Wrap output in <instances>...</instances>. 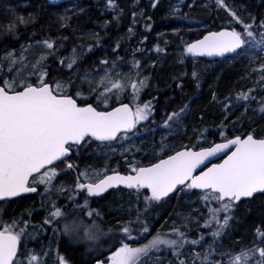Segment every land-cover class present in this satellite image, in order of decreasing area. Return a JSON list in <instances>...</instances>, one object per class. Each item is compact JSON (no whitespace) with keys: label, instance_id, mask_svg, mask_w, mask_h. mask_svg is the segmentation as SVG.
Listing matches in <instances>:
<instances>
[{"label":"snow or ice","instance_id":"1","mask_svg":"<svg viewBox=\"0 0 264 264\" xmlns=\"http://www.w3.org/2000/svg\"><path fill=\"white\" fill-rule=\"evenodd\" d=\"M215 3L228 12L231 22L239 25L240 30L209 31L202 39L187 43L184 52L192 57L232 53L244 55L252 61L261 60L258 68L253 69L258 74L254 87L237 92V103H233L231 95L220 101L215 93L213 101L226 112L242 107L246 114L250 103L256 101L254 93L259 89L261 98L257 102L259 111L264 113V18L259 23L255 16L245 21L225 0H215ZM157 4L158 0H152L153 8ZM105 7L116 13L113 19L118 20L123 13L116 0H106ZM136 16L137 13L133 11V24L136 23ZM19 19L21 24L27 23L23 17ZM15 27V24H11L9 30ZM145 27L151 29L150 24ZM133 31L132 27L128 28L129 34ZM93 35L97 36L98 45L99 34ZM36 44H43L48 51L40 53L35 61H29L26 55L33 48L31 44L22 46L19 54L15 49H10L0 55V202L10 203L13 198L22 197V194L37 193L39 186L43 185L44 194L50 196L53 192H68L70 200L74 199L73 189L75 194L86 193L84 205H77L83 210L89 208L87 197L100 196L109 189L117 192L126 189L137 203L143 199L144 212L137 208L133 219L130 206L129 219L117 220L115 232L109 228L108 233L112 234L110 238L113 241L110 254L103 260L98 256L96 264H149V261L151 264H164V259L152 256L161 251H170V256L165 257L167 264H264V227L255 230L258 242L251 247L233 252L224 250L223 244L239 206L258 197L264 198V136H257L255 131L229 136L222 125L219 131L222 142L213 141L207 147L199 146L198 151L195 145L173 151L167 146V137L162 136L158 149L153 147L155 159L147 165L133 160L129 162V171L124 174L116 169L108 174L107 166L103 170H94V174L87 169L80 170L73 162V153L79 155L81 149L92 142L111 148L113 142L128 141L139 134L141 128L146 127L143 122L151 119V123L155 124L153 103L139 102L141 90L147 87V78L139 79L140 64L134 61L137 79H130L128 84L135 103L123 102L128 84L121 79H113L115 61L112 68H108V60H100L105 67L102 69L103 75L95 83L93 74L89 72L76 79L71 75L79 59L74 48L71 57L60 59L61 66L68 70L67 78L50 80L46 61L49 55H57L55 43L45 39ZM92 48L93 45L88 46L89 51ZM155 51L162 49L156 46ZM116 75L119 77L120 73ZM191 75L199 87V73L195 66ZM248 78H251V74ZM85 84L88 94H85ZM176 87L180 88L181 85L177 84ZM113 96L116 99L114 105L109 103ZM187 109L188 105L185 104L171 112L166 111L159 127L171 132L173 125L183 123ZM238 122L242 121L238 119L233 122L234 126ZM221 153L224 154L222 162L212 163L210 167L205 163ZM70 172L76 173L75 182L72 186H66L62 177ZM58 180L61 182L57 183ZM179 193L197 196L200 205L207 209L200 227L210 231L189 238L190 222L196 219L192 213H200V207L193 201L191 211L177 212L178 219L173 220L168 231L157 230L151 234L147 210L154 203L167 202L173 194ZM184 196H178V199ZM49 203L51 208L42 225H52L54 221L59 223L65 216L54 200H49ZM3 212L4 208L0 206V264H47L39 254L22 245V239L28 235L29 221L23 217L6 221ZM28 214L31 215V210ZM86 214L90 219L94 216L103 219L98 211L89 210ZM196 222L199 223V220L196 219ZM134 230H138L137 236L133 235ZM63 231L65 235H71L78 234L80 229L75 223H65ZM83 234L86 239L94 241L103 233L93 220L90 227L83 229ZM150 234L151 239L147 243L137 247L128 243L129 240L135 241ZM205 235L211 239L205 241ZM48 254L43 253L44 256ZM57 260L58 264H68L59 253Z\"/></svg>","mask_w":264,"mask_h":264},{"label":"trees","instance_id":"2","mask_svg":"<svg viewBox=\"0 0 264 264\" xmlns=\"http://www.w3.org/2000/svg\"><path fill=\"white\" fill-rule=\"evenodd\" d=\"M116 2L123 9L118 20L113 19L115 12L106 9V0L73 1L56 6L48 5L43 0H0V54L44 39H51L58 46L64 44L65 49L69 50L78 37H85L86 41L96 39L97 42V36L93 34L98 33L99 44L95 43L93 49L86 53L85 58L79 62V67L85 72H98L102 65L95 69L94 67L99 65V58L107 57L108 63L113 64V61L118 65L124 63L127 68L131 66V71L135 73L137 69L133 67V62L139 61V68L142 70L139 79L147 78V87L141 90L139 102L151 100L155 106L153 113L155 124L150 123L146 128L147 131L157 128L154 137L160 133L158 125L162 123L165 112L179 109L185 104L190 106L185 135L174 136L169 139L171 141L169 143L186 144V137L191 133L198 135L201 130H207L211 136L208 143L202 145L207 147L213 141L218 143V138L213 136L217 130H221L222 125L230 129L229 136L246 135L253 131L257 136H264V114H248V112L244 114L245 112L238 108L234 115H229L225 119L226 110L213 101V93L220 101H223L229 95L234 98L237 92L254 87L258 74L253 72V69L258 68L261 60L252 61L244 55L243 57L232 55L227 64L214 67L225 58L213 62L196 58L202 62L201 65L195 66V70L199 73V87L193 81L191 75L194 68L193 58L184 54L186 44L209 31L222 28L240 30V26L231 22L228 12L219 8L215 0H158L156 8L151 6L152 0H116ZM225 2L245 21L255 16L259 23V20L264 18V0H225ZM133 11L137 13L135 24L132 18ZM21 17L27 23L21 24L19 19ZM61 17L65 19L62 20ZM11 24H15L16 27L10 31ZM148 24L151 25L150 30L145 27ZM129 27L134 29L132 34L128 33ZM117 43H119L118 48ZM156 46H159L162 51H155ZM207 65L209 68L205 67ZM127 68L125 70H128ZM53 69L55 68L49 69V73ZM249 74L251 78L246 79ZM128 78L134 79L135 76H128ZM177 84L181 87H176ZM254 94L259 97V89ZM238 119L242 122L234 126L233 122H237ZM153 141L154 138L150 140L146 137L140 145L142 149L136 153L138 159L142 156L144 165L154 160L145 161L151 155ZM175 143L173 145H177ZM189 146L191 148L192 145ZM90 159L89 155L82 154L81 158H76V161L82 166H88L91 164ZM128 196L127 190L122 192L111 190L101 198H97L98 200L91 197L90 200L93 202L92 208L102 215L103 223L108 228H114L117 220L129 219L130 206L132 218H135L134 197ZM178 196H184V194L172 195V199L157 208V215L155 211L153 216L150 213L147 217L151 234H155L157 230L166 232L167 220H172L177 212L186 209L180 204L183 199H178ZM36 200L35 193L10 203L1 202L0 206L4 208L3 219L11 221L14 218L23 217L29 221L28 231L33 225L41 226L45 211L38 206ZM121 205L124 207L121 208ZM29 210L31 215L28 214ZM234 215L235 218L231 222V228L223 244L224 250L238 252L241 248L251 247L258 242L255 230L258 227H264V198L258 197L241 204ZM200 229H196V232ZM137 234L138 230L135 236ZM151 234L140 237L138 241L131 244L135 246L144 244L151 238ZM194 237H197L195 231L189 238ZM46 238V236L41 237L37 241L29 239L30 247L42 249L46 245ZM59 246L61 252L72 264L94 262V259H87V256L82 253L83 250L79 248H65L61 242ZM42 255L41 252L40 256ZM106 256L107 253L102 251L99 258L103 260ZM164 264H166L165 258Z\"/></svg>","mask_w":264,"mask_h":264},{"label":"rangeland","instance_id":"3","mask_svg":"<svg viewBox=\"0 0 264 264\" xmlns=\"http://www.w3.org/2000/svg\"><path fill=\"white\" fill-rule=\"evenodd\" d=\"M85 38V37H84ZM84 38L82 37H78L76 40L73 41L72 46L69 50L65 49V46L63 44V46H58L57 44H55L56 49H57V55H49L48 59L46 61L47 67H48V71L51 68H55L53 70L50 71V80H55V79H60V78H67L68 75V70L64 67L61 66L60 64V59L61 58H69L73 55V49H76V55L79 57L78 61H77V66L74 67V69L72 70L71 75L73 76V78L78 79L79 76H82L85 71L82 70L79 67V62L85 58L86 53L90 52L88 50V46L89 45H93V47L95 46L94 44L97 43L96 39H93L91 41H86ZM15 39V38H14ZM45 40V39H44ZM43 41V40H41ZM33 45V48L26 53L27 58L29 61H35L36 59L39 58L40 53L42 52H46L48 51L46 48H44L43 44H36L35 42L32 43H28L25 45H21L20 48H18L16 50V53L19 54L21 47L22 46H27V45ZM93 49V48H92ZM8 51V50H6ZM4 51V52H6ZM4 52H2L0 55H2ZM184 54L186 55V53L184 52ZM187 56V55H186ZM240 57H243L242 55H240ZM245 58H247L246 56H244ZM106 58L108 60L107 57H103V59ZM102 59V57L99 58V62ZM230 60V58H225L223 59L222 62L218 63L217 65H215L214 67L218 66L219 64H227V61ZM65 62H67V60L65 59ZM202 62L198 61L196 58H193L192 61V65L193 66H199L201 65ZM101 66V64L99 63L98 66H95L94 69L96 67ZM105 67L104 65H102L98 70L100 71H88L89 73H92L94 76V83L96 81H99L100 76L103 75V71L102 69ZM108 68H112V63H108L107 65ZM208 67L209 66H205ZM212 67V66H211ZM6 68V65H5ZM127 68V65H125L124 63L122 64H116V68L112 71V77L113 79H121L125 84H128V81L130 80L128 78V76H135L134 79H137V72H133L131 71V66L128 67V70H125ZM30 70V69H29ZM116 73H120V76L117 77ZM142 74V70L139 68V76ZM87 84H85L84 86V90H85V94L87 93ZM127 95L122 97L123 102L126 103H130V104H134L135 101L132 100L131 98V94H132V89L130 84H128V87L126 89ZM259 95V94H258ZM256 101H253L250 103L249 107H248V114H264L261 113L259 111V103L257 101H259V99L261 98L260 95L259 97H256ZM140 99H141V95H140ZM149 101V100H147ZM145 101V102H147ZM151 101V100H150ZM110 104H116V99L115 96H113L112 100L109 102ZM233 103H237L235 101V96L233 98ZM143 104V103H141ZM240 109H242L241 111L245 112V109L242 107H238ZM189 113H190V106L188 105V109L186 110V113L183 116V123L180 126H176L173 125V129L171 132H169L166 129H163L161 127H158L160 129V133L157 134L156 137H154L156 134H154V132L157 130L156 129H151L149 131L146 130V128L149 127L150 123H151V119L149 121H145L143 122L146 127L141 128L139 134L137 135H133L131 137L130 140L128 141H121V142H113L111 145V148L108 147H104V146H98V143H94L92 142L91 144H89L88 146L84 147L81 149L79 155H76L74 153V158H73V162L76 163L80 170H84L87 169L90 174H94V170L96 169H100L103 170L106 166L108 168V174L111 173L112 169H116L118 170L120 173H127L129 171V162L135 160L137 162H140L141 164L143 163V158L142 156L139 157V159L136 157V153H138V149L140 151L141 146L143 144V142L145 141L146 137H149L150 140H152L154 138L153 144L154 146L157 145V149L158 146L161 142L162 136L167 137L166 143L169 149L175 151V150H180L182 148L186 147H190L189 145H192L191 148H193V146H197L196 148H199V146L204 145L205 143H208L210 136L207 132V130H201L200 133H198V135H193V133H191L189 136L186 137V144L183 143H179V145L175 142L173 143H169L171 141H169L170 138L174 137V136H184L185 132H186V122L188 121V117H189ZM235 111L233 112H225V114L227 116L229 115H234ZM225 115V116H226ZM159 126V125H158ZM223 130L225 131L226 135H229V133H231L230 129L225 127ZM219 131L217 130L214 134L213 137H217L218 138V142H221V137L219 136ZM151 132V134H150ZM177 144V145H173V144ZM189 143V145H187ZM217 143V142H216ZM152 145V147H154ZM180 146V147H179ZM148 147V146H147ZM195 148V149H196ZM153 149V148H152ZM197 150V149H196ZM82 154H86L89 155L91 157L90 161L91 164L87 165H80V163L78 164V162L76 161V158H81ZM160 153L157 151V155H159ZM149 161L152 159H155V157L153 156V150L151 152V155L149 156V158H146L145 161ZM104 162V163H102ZM94 163V164H93ZM98 163V164H96ZM63 167V166H61ZM75 174V175H74ZM71 176L73 178H71ZM75 178H76V173L75 172H70L67 176L62 177V182L65 183L66 186H72L74 185L75 182ZM57 183H60L57 181ZM74 195V199H68V196L70 195V193L68 192H64L61 194H57L55 192L51 193L50 196L48 194H44V188L43 185L39 186V190L38 193H36V201L38 206H40V208L44 209L45 213H44V219L48 214V211L51 208V204L49 203V200H54L55 203L57 205H59L62 209V211L65 213V216L63 219H60L59 223H57L56 221L53 222L52 225H42L38 226V225H33L35 226V231L33 232V227L30 229V231H28V235L26 238L22 239V243L23 245H26V249L27 250H31L37 254H41L44 252H48L49 254L47 256H40L41 260L47 261V264H58V260H57V253H59V255H62L66 258V260L68 261V264H72L68 257L65 256L61 250H60V246L59 243H63L65 245V248H79L80 250H83L82 253H84L85 256H87V259L92 260L94 259V261L96 260V258L100 255V252H106L107 255L110 254V249L112 246L113 241L111 240V235L110 233H108L109 228L106 226V224H104L103 219H101L100 217H93V218H89V216L86 214L87 211L92 210V211H96L95 208L93 207V202H91V198L87 197L88 199V204H89V208L87 209H81L78 208L77 205H84L85 203V197H86V193H84L83 195L81 194H75V191L73 189V193ZM184 194V193H183ZM192 194H189L188 196H184L183 200H181V203L183 207H186V209H181L180 212H184V213H188L189 211H191V205L192 202L195 201L196 202V206L200 207V213H195L193 212V216L196 217V219L199 220V223L196 222V219L192 220L190 222V229L191 231L189 232V236L195 231L197 237L199 236L200 233H206L208 231H210V229H204L202 227H200V224L203 223L205 216L207 215V209L204 208L202 205H200L197 196H191ZM130 197V196H128ZM134 197V196H132ZM98 200V199H97ZM166 202H161L159 204L155 203L153 204V206L151 208H149L147 210V217L150 215L153 216V213L157 210V208H159L161 205L165 204ZM70 204L72 206H70ZM133 204H135L134 210H136L137 208L141 209V212H144V203H143V199L141 198L140 202L137 203L135 197L133 198ZM157 205H159L157 207ZM122 207H124V205H121ZM215 206V205H213ZM156 207V208H154ZM99 212V211H98ZM155 215H157V211L155 212ZM102 216V215H101ZM155 218H157L158 216H154ZM43 219V220H44ZM177 214L174 216V218L168 219L167 220V231L170 228V226L172 225L173 220H177ZM42 220V222H43ZM93 220H95L96 224H98L100 226L101 229V235H99V238L97 240H88L84 237L83 234V229L85 227H90L93 223ZM65 223L72 225L73 223H75L80 231L78 234H71V235H65L64 234V226ZM118 226L115 225L113 229V231L115 232V229ZM56 229V231H53V229ZM201 228L200 231L196 232V229ZM229 231V230H228ZM192 232V233H191ZM191 233V234H190ZM133 235H136V230H134ZM34 236V238H32ZM47 237L46 238V245L43 246L42 249L36 247V248H32L30 247V241L29 239H31L32 241H37L39 240L41 237ZM151 239V238H150ZM211 238L208 235H205V241L210 240ZM138 241V240H135ZM129 244L134 243L133 240H129L128 241ZM147 243V242H145ZM29 245V246H28ZM133 247H137L134 244H131ZM190 252V250H189ZM153 257H160L162 259H164L166 256H170V251L169 252H165V251H161V252H157V253H153L152 254ZM48 258V259H47ZM166 264H167V259H166Z\"/></svg>","mask_w":264,"mask_h":264},{"label":"water","instance_id":"4","mask_svg":"<svg viewBox=\"0 0 264 264\" xmlns=\"http://www.w3.org/2000/svg\"><path fill=\"white\" fill-rule=\"evenodd\" d=\"M45 1L48 5H51V6H56V5H62V4H65V3H68V2H73V1H78V2H82L84 0H55V2H50V0H43ZM225 30H231V29H227V28H222L220 30H216V31H225ZM208 32L204 33L202 36H200L198 39H202L204 35H207ZM195 41V40H194ZM192 41V42H194ZM190 42V43H192ZM186 55L189 57V58H200V59H203L204 61L206 62H213V61H216L220 58H228L234 54L232 53H226L224 56H213V57H207V56H203V57H192L190 54L186 53ZM95 143H98V142H95ZM220 143V142H219ZM198 151V150H197ZM222 158H224V154L221 153V154H218L216 157H212L210 158L209 161H206L205 163L210 167L212 163H220L222 162ZM203 167V166H201ZM111 174V173H110ZM123 174V173H121ZM111 190H114V189H109L107 192L105 193H102L100 196H95L93 198H96V197H101V196H104L105 194H107L109 191ZM126 190V189H125ZM196 191V190H194ZM31 194H34V193H26V194H22V197L23 196H27V195H31ZM20 198V197H19ZM15 199H18V198H13V200ZM1 203V202H0ZM91 264H96V261H94L93 263Z\"/></svg>","mask_w":264,"mask_h":264},{"label":"flooded vegetation","instance_id":"5","mask_svg":"<svg viewBox=\"0 0 264 264\" xmlns=\"http://www.w3.org/2000/svg\"><path fill=\"white\" fill-rule=\"evenodd\" d=\"M72 158H74V153L72 154ZM101 197H102V196H101ZM101 197H97V198H101ZM97 198H96V199H97Z\"/></svg>","mask_w":264,"mask_h":264},{"label":"bare ground","instance_id":"6","mask_svg":"<svg viewBox=\"0 0 264 264\" xmlns=\"http://www.w3.org/2000/svg\"><path fill=\"white\" fill-rule=\"evenodd\" d=\"M222 142V141H221ZM219 143V142H218Z\"/></svg>","mask_w":264,"mask_h":264}]
</instances>
